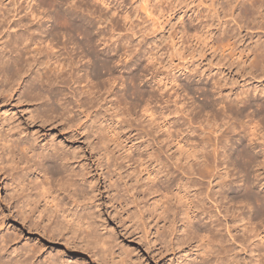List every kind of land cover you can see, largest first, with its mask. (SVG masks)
Returning <instances> with one entry per match:
<instances>
[{"label": "bare ground", "instance_id": "1", "mask_svg": "<svg viewBox=\"0 0 264 264\" xmlns=\"http://www.w3.org/2000/svg\"><path fill=\"white\" fill-rule=\"evenodd\" d=\"M32 1L35 2L33 5ZM51 1L53 2V0ZM54 1H58L61 7L65 5L63 0ZM93 1H95L94 4L97 3L104 7H108L111 3L110 0ZM5 2L7 0H0V13L2 12L0 14V47L5 43L6 34H10L9 32L15 28V26L9 25L12 20L10 18L11 20L8 21L11 13H13L14 19L19 16L17 21H14L19 27V31L14 39L10 38L7 41L10 50L15 53L14 58L12 56L6 57L5 54L0 56V76L2 79H6L8 74L5 66L14 63L16 67H14L15 74L9 77L12 78V82H17L16 90L13 89L14 92H20L23 77L26 76L28 71L34 70L35 75L27 87L28 102L31 105L37 102L41 103L46 106V109H37V114L33 117L43 122V124L47 122L54 123L56 120L62 119L66 113L68 114L69 109L68 106H65V102L61 101V98H55L51 103H47L53 95L48 91L47 94L52 97L47 95L46 92L44 94L43 89L47 88L54 92L56 83H65L64 70L73 68L74 56L72 57L73 54H69V49V52H66L67 54L62 51L66 49V46H63L65 45L63 42H61L63 44L61 45L60 40L57 38L63 36L64 33L61 35L58 30L54 31L53 27L48 25L52 16L49 15L50 8H47V3L44 0H24L22 3H19L20 0H9L6 4ZM143 2L145 11L149 12L150 15L156 13L159 14L160 18L166 17L168 14L172 15L171 20L178 23L179 39L196 42V45L216 53H227L228 58L233 59L231 64L237 62L239 66L244 65L253 56L251 63H249L250 69L264 65V46L256 45L247 53L245 50L236 48V42L233 40L232 34L220 38L214 36L211 28L214 24H209V17L215 15L220 24L223 21L219 9L214 4L208 8V13H204L192 6L191 0H143ZM241 3L242 11L239 17L242 21L243 19L256 22L264 20V13L262 12L264 11V4L262 1L241 0ZM55 11H57L55 12V18H57L58 25L63 29L68 28V30L82 35L81 43L88 46L89 49L93 48L96 41L101 42L102 45H106L110 49L115 43L112 41V34L107 38L106 35L100 32L94 34L93 30L90 31L94 23L88 22L85 25L86 28H82L83 25L76 23L75 19L66 18L65 12L62 13L60 9ZM154 11L156 12L153 13ZM91 14L95 13L92 12ZM254 14L257 16H253ZM45 18L46 20L43 21ZM186 18L189 19L190 25L185 24ZM83 20L85 19L83 18ZM7 21L8 24L5 26ZM242 28L241 24L240 29ZM111 58L112 56H109L108 59L102 60V67L109 76V81L113 83L117 79L113 75ZM152 58L153 56L150 54L149 59ZM94 60L96 62L100 60L97 54L94 55ZM147 74L151 75L149 83L154 82L159 92L170 85L175 87L178 83L175 72H173L171 79L162 77L161 73L151 69H148ZM36 81L37 83H35ZM213 83L214 86L216 84L223 85L222 80ZM200 94L204 97L206 105L216 104V101L211 99L214 94L210 93L209 89H202ZM139 95L142 96V109L146 112L144 116L151 118L149 124H154L155 132L164 131L165 138L162 140H159V137L154 138L153 132L147 129L144 130V127H142L144 128L143 131L139 130L133 136H130L133 130L130 128V135L127 136L124 130L119 131L116 127L92 125V129H96L94 133H96L95 138L98 139V142L95 148L96 153L99 155L95 159L92 158V161H87L86 158L82 159L80 152H77L73 146L50 145L48 142L42 144L41 140L34 137L35 134H31V131L26 127L13 126L10 129L7 127L9 130L6 131L4 124L7 123L9 126V123L0 118V182L5 183V191L9 193L5 197V202H0V264H92L91 262L84 263L85 260L83 262L80 259L75 261L73 257H64L62 254L54 258V252L50 249L51 247L47 241L55 240L72 243L78 249L83 248L92 252L93 255H98L99 259L109 264H129L132 258L128 256L129 254L126 255L127 252L124 250L126 254L123 251H120L119 254L115 251L114 238L111 235L112 233L109 232V226L101 216V199L105 192L101 188V178L98 172L100 169L106 170V179L109 183H112L109 186L110 190L117 192L116 202L118 201V205H120V210L117 209V212L119 214L125 213L128 220L132 218L134 221L135 219L143 221L144 231L148 235L147 238H149L151 232L146 222V215L149 213L152 216L156 213L158 223H169L168 228L167 224H165V227L162 224L161 231L162 229L165 230L160 235L165 238L166 235L171 237L170 241L168 240L170 242L169 245L167 243L168 246L176 245L178 242L174 243L173 241L178 231L177 221L179 219L176 220L175 217L180 213V216L183 215L182 219L184 220L182 221L179 217L184 228L181 232L184 239L180 243H182L181 245H187L188 241L185 238L189 241L193 239L198 243L196 250L200 255L202 254V257L196 262L197 264H264V191L253 190L256 180L260 177L261 180H264V142L262 140L260 142L263 143H261L263 146L259 152H256L257 141L264 139L263 128H260V125L264 123V101L253 100L254 102H252V97L249 96L240 102L245 105L244 107H254V109L252 108L253 111L246 122L247 124H243L244 129L241 127L244 133L243 140L238 138L239 142L236 149H233L234 153L232 155L229 151L227 156L225 154V162L226 158L229 160L226 162L225 172L219 174L218 185H220V190L212 194L206 192L208 191L207 188L200 183L199 188L194 191L196 185L190 177L194 174L193 169L197 160H200V157L208 158L209 155L205 152L206 150L199 145L200 143H196L194 140L191 142L192 139H187L186 132L180 131L175 124H172L169 116L163 115L157 120L151 117L149 111H151L154 102V94H147L142 91V94ZM55 100L58 101L57 103L60 104L63 111H59L58 108L60 107L57 108ZM87 102L90 103L91 100L85 103ZM78 103V108L83 107L82 103ZM240 103L238 101L229 102L231 107H238ZM243 112V109L239 110V114ZM11 122H13L12 118ZM130 126L133 127L132 124ZM84 127H86V123L83 125L80 123L74 129V134L76 133V136L81 135ZM233 128L230 129L234 130ZM31 136L33 137L31 138ZM238 136L241 137L242 135L238 134ZM152 138L157 142L164 140L171 142L168 150H171L173 146H177V151L172 156L173 158L176 154L178 156L170 163V166L182 176L175 175L174 172L175 174L172 175L170 180L163 181L161 174L168 178L170 171L168 169L164 173L162 169L167 166V161L164 162L160 157L163 153L161 148L156 152L152 150L150 152L149 148L151 147L148 142ZM230 138L233 139L232 136ZM216 139L219 140V137H216ZM132 141L133 143H131ZM244 141L248 142L247 145H244ZM111 145H114V148H111ZM116 147H119V150L124 149L117 156L115 155ZM218 148L215 147L212 151L214 159H217L220 155L221 151L219 152ZM258 155H261L260 160ZM118 159L129 163L127 167L131 171L127 175L121 173L123 167L118 166ZM159 164L163 166L161 167ZM217 165L207 166L210 167V170L212 168V172H214L218 168ZM229 165L238 168L239 181L244 184L243 187L246 190L236 196H232L233 193L230 194L232 183L224 178L229 175L226 173ZM205 171L207 173V170ZM238 173L236 174L238 175ZM211 175H213V178L215 177V174ZM258 184L260 185V183ZM137 187L141 189L139 197H137ZM143 195H148L146 201ZM149 196H153L152 201ZM210 201L215 204V209L218 208V204L219 207L223 206L225 208V212L218 211L219 215L222 212L226 213L225 216L227 217L224 224L215 223L216 216H213L212 210L210 211L207 206ZM10 211L15 213L19 224H12L11 227H7L8 220L11 217ZM204 214H210L208 216L210 218L209 222L215 223L217 228H211L210 224L209 227L207 225L202 226ZM213 217L216 220H212ZM221 225L226 229V233L220 232ZM100 227L106 230L104 235L101 234L100 230L102 229ZM225 229L222 228L221 231H225ZM26 232L29 235L28 237L25 235ZM32 232L35 233V238L30 236ZM185 241L187 242L185 243ZM230 241L238 246L237 249L229 244ZM242 252L244 255L250 252V261L243 258ZM196 254L198 253L187 256L191 257ZM211 256L214 259H210ZM196 258H199V255L194 257V259ZM117 259L119 261L115 262ZM188 263L189 261L186 262V264Z\"/></svg>", "mask_w": 264, "mask_h": 264}, {"label": "rangeland", "instance_id": "2", "mask_svg": "<svg viewBox=\"0 0 264 264\" xmlns=\"http://www.w3.org/2000/svg\"><path fill=\"white\" fill-rule=\"evenodd\" d=\"M22 1L24 0H20L19 3H22ZM44 1L47 3V8H50L49 15L52 16V18L49 19L48 25L50 27L52 26L54 31L58 30L61 35L64 33L63 36L57 39L60 40V43L63 42L65 44L63 45L61 43V45L66 46V49L62 50L63 52L66 53L70 50L69 54H73L72 57L74 56L73 58L76 64L73 63V68L64 70L65 83H56V90L54 92L44 88L43 93L45 94L46 92L47 94L48 91V93L53 95L52 97L50 94H47L52 97L47 103H51L55 98H61V101L65 102V106H68L69 111L62 119L56 120L54 123L47 122L43 124V122L33 117L37 114V109H46V106H43L41 103L37 102L31 105V103L28 102L27 87L30 84V80L33 79L35 72L34 70L28 71L21 81L22 87L20 88V92H14L13 89L17 88V82H12L13 80L12 78L10 79V77L12 74H15L14 71L16 67L14 63H9L5 66L8 74L7 78L2 79L0 76V118L9 123V126L7 123L4 124L6 131L13 126H18L19 128L26 127L31 131V134H35L34 137L41 140L42 144L48 142L50 145L62 144L73 146L77 152H80L82 159L86 158L87 161H92V158L95 159L99 157L95 148L98 142V139L95 138L96 133H94L96 129H92V125L99 124L102 127L107 125L116 127L119 131L124 130L127 136L130 135V128L133 129L130 136L135 135L139 130L143 131L145 128L144 130L147 129L153 132L154 138L159 137V140L165 138L164 131L160 130V132H155L154 124H149L151 123V118L144 116L146 112L142 109V96L139 94L145 91L147 94H154V102L152 103L151 111H149L152 115L151 117L157 120L163 115L169 116L172 124H175L180 131L186 132L185 136L187 139H192L191 142L194 140V142L200 143L199 145L203 147V149L206 150L204 151L209 155L208 158L200 157V160H197L195 164L193 169L194 174L190 176L196 185L194 191L199 188L200 184H203L202 186L207 188L208 191L206 192L215 194L219 191V174L225 172V166H227L226 162L229 160L226 158L225 162L224 158L227 156L228 151L231 152V155L234 153L233 149H236L239 139H242L244 136L242 132L244 129L243 126L247 124L246 122L251 117L250 114L254 109V107H252L253 109L244 107L245 105L240 102L247 99L249 96L252 97V102L257 100L264 101V65L250 69L249 63H251L253 56L250 57L244 65L239 66L237 62L231 64L233 59L228 58L227 53H216L205 47L196 45V42L193 43L188 40L179 39L178 23L171 20L172 15L168 14L166 17L160 18L158 16L159 14L157 15L155 13L156 11L153 12L156 15H150L149 12L147 13L145 11L143 0H110L111 3L108 7H104L97 3L94 4L95 1L93 0H63L65 2L64 7H61L58 1ZM191 1L193 3L192 6L196 7L200 12L208 13V8L213 4L219 9L221 20H223L221 24L215 15L209 17V24H214L211 28L216 38L232 34L233 40L236 42V48L245 50L247 53L256 45L264 46V20L256 22L250 19H243L242 21L239 17L242 11L241 0ZM260 1L264 4V0ZM8 2L9 0H7L5 4ZM31 3L33 5L35 2L32 1ZM19 9L21 10V8ZM57 9H60L62 13L65 12L64 15L66 18L75 19L76 23H81L80 25L84 26H82V28H86L85 25H87L88 22L94 23L90 31L93 30L92 32L94 34L100 32L106 35V37L112 34V41L115 43H113L110 49L107 48L106 45H102L101 42L98 43L96 41L93 44V48L89 49L88 46L81 43L83 38L82 35H79L77 32H72L68 30V28H64V30L63 27L58 25L56 22L57 18H55V12H57L55 10ZM92 12L95 14H91ZM262 12L264 13V11ZM11 14L8 18V21L10 18L12 19H10L11 22L9 25H13L15 28L9 32L10 34H6L4 39L5 43L0 47V56L5 54L6 57L12 56L14 58L15 53L10 50L7 41L10 38L14 39L19 31V27L14 23L19 16H16L17 18L15 17L14 19L13 13ZM232 15L234 16L233 19ZM253 16L256 17L257 15L254 14ZM83 18L85 20H83ZM45 20L46 18L43 19V21ZM8 21L7 23L5 22V26L8 24ZM185 24L190 25L188 18L185 19ZM241 24L243 26L242 29H240ZM96 54L98 59H100L98 62L94 60V55ZM150 54L153 56L152 59H149ZM109 56H112V61L110 60L111 68L114 72V77L117 79L113 83L109 81V76L102 67V60L108 59ZM77 58L79 59L77 60ZM148 69L155 70V72L161 73L162 77H167L168 79H171L173 72H175L178 78L177 84L179 85L176 84L175 87L172 85L169 87L167 86L159 92L154 82L149 83L151 75L147 74ZM87 76L88 78H86ZM221 80L223 83L222 86L217 84L214 86V81L218 82ZM35 83H37V81ZM202 89H209L210 93L214 94L211 99L216 101L215 105L205 104L204 97L200 94ZM90 100V103H85ZM77 101L82 103L83 107L78 108L79 103ZM231 101H238L240 104L238 107H231L229 104ZM57 102L58 101H56V106L58 108L60 104ZM58 109L60 112L63 111L61 110L62 107ZM238 109H243L244 112L239 114ZM11 118L13 122H11ZM80 123H82V125L86 123V127L83 128L81 135L76 136V133L74 134V129L78 127ZM130 124H132L133 127H131ZM228 127H234V130ZM260 128H263L262 134H264V123L260 125ZM238 134L242 136L239 137ZM231 136L233 139L230 138ZM32 137L33 136H31V138ZM216 137H219V140H217L218 138L216 139ZM261 140L264 142V139L257 141L258 147L256 152H259L264 145L260 142ZM131 143H133V141ZM170 143L171 142L167 140L157 142L153 140V138L148 142L151 147L149 148L150 152L151 150L156 152L160 148L163 150L160 157L164 162L167 161V166L162 169L164 173H166L168 169V171H170L168 178L163 176L164 174H161L164 182L170 180L172 175L176 173L175 169L170 166V163L178 156V154L174 156L175 158L172 156L173 153L177 151V146H173L171 150H168ZM243 143L245 145L248 142L244 141ZM215 147H219L218 150L219 152L221 151L217 159H214L212 156V151ZM111 148H114V145H111ZM123 151L124 149L119 150V147H116L115 155L117 156ZM260 156L261 155H258L259 160L261 158ZM123 162L124 161L121 159H118V166L123 167V172L121 173L127 175L129 171H131L128 170L127 167L129 163ZM206 164L208 166H215L218 164V168L212 172V168L210 170V167ZM159 165L161 167L163 166L161 164ZM205 170H207V173ZM237 170L238 168H234L232 165L230 167L229 165L226 170V173L229 175L224 177L228 182L232 183L229 191L230 194L233 193L232 196L239 195L242 191H246L243 187L244 184L239 181L240 174ZM98 172L101 178L102 191L105 192L101 199V216L103 221L109 226V232L112 233L111 235L115 241L113 243L114 249L118 254L120 251L124 250L127 254L123 252L126 255L129 254L128 256L132 258L130 263L133 264H186L188 261V264H197L196 262L202 257V254L200 255L196 250V245L198 243L193 239L189 241V239L186 238L185 240L188 242L185 241V243L187 242V245L183 244V246L181 245L182 243H180L181 240L184 239L181 233L184 230L183 223H181L184 221L182 219L183 215L180 216L179 213L175 217L177 218L176 220L179 219V221H177L178 231L173 241L174 243L178 242L176 243V245L178 244L177 247L173 244L168 246L171 237L166 235V239L164 236L160 235V233L165 230L162 229L161 231L162 224H164V227L165 224H167L166 226L168 228L169 223H158L159 220L156 213H154L156 216H150L149 213H147L146 222L151 232L149 236L150 240L147 238L148 235L144 231L143 221H137L136 219L134 221L132 218L128 220L125 213L119 214L117 212L120 210V205H118V201L116 202L117 192L115 193V191L110 190L109 186L112 183H109L106 179V170L100 169ZM236 173H238L239 176ZM211 174H215V177L213 178ZM175 175L180 176L181 174L177 172ZM261 179L260 177V179L255 181L253 190L255 189L259 192L264 191V180ZM258 183H260V185ZM0 184V202L4 203L5 197H7L9 193L5 191V183L1 181ZM107 188L110 191L106 190ZM137 189V197H139L141 195L139 193L141 189L140 187H137ZM144 197L146 201L148 195ZM152 199L153 196L150 197L151 201ZM150 200L149 203L151 202ZM207 206L210 211L212 210L214 214L212 215L216 216L215 218L217 220L214 217L212 220H216V224L219 222L224 224V221H226L225 218L227 217L225 216L226 213H224L225 208L223 206H220L222 207L220 208L218 204V208L215 209L216 207L213 201L208 202ZM220 210L224 212L219 215L218 211ZM9 213L11 217L10 220H8L9 224L7 227H11L12 224H19L15 213L12 211ZM228 214L230 215V213ZM204 215L202 226H208L210 224L209 226H211V228L215 227V223L212 224L209 222L210 218L208 216H210V214ZM222 228L225 229L221 225L220 232L226 233V229L225 231H221ZM100 229H102V227H100ZM102 230H100L101 234L104 235L106 230ZM34 234L35 233L32 232L30 236L35 238L36 235ZM25 235H27L26 237L29 236L27 232ZM47 243L54 252V258L62 254L64 257H73L75 261L80 259L84 262L85 260L84 263L109 264L99 259L98 255H93L92 252L86 251L83 248L78 249L72 243H65L64 241L58 240L47 241ZM229 244L235 247V249L238 247L232 241H230ZM196 252L199 258L194 259L196 255L191 257L187 256ZM249 255L250 252H247L245 255L243 254V258L250 261ZM209 258L211 259L213 257L211 256ZM118 261L117 259L115 262Z\"/></svg>", "mask_w": 264, "mask_h": 264}]
</instances>
